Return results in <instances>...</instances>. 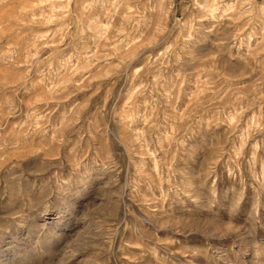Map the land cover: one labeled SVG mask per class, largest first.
I'll list each match as a JSON object with an SVG mask.
<instances>
[{
    "label": "rangeland",
    "instance_id": "rangeland-1",
    "mask_svg": "<svg viewBox=\"0 0 264 264\" xmlns=\"http://www.w3.org/2000/svg\"><path fill=\"white\" fill-rule=\"evenodd\" d=\"M0 264H264V0H0Z\"/></svg>",
    "mask_w": 264,
    "mask_h": 264
}]
</instances>
